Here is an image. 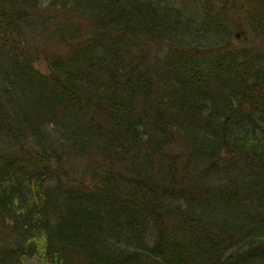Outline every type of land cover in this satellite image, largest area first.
<instances>
[{
    "label": "trees",
    "instance_id": "obj_1",
    "mask_svg": "<svg viewBox=\"0 0 264 264\" xmlns=\"http://www.w3.org/2000/svg\"><path fill=\"white\" fill-rule=\"evenodd\" d=\"M188 1L0 0V264H264V0Z\"/></svg>",
    "mask_w": 264,
    "mask_h": 264
},
{
    "label": "rangeland",
    "instance_id": "obj_2",
    "mask_svg": "<svg viewBox=\"0 0 264 264\" xmlns=\"http://www.w3.org/2000/svg\"><path fill=\"white\" fill-rule=\"evenodd\" d=\"M167 2H174V4L177 5L178 8H181V4H183L185 1L189 2L188 0H165ZM222 1L224 2V0H208L209 3H213L216 4H220L222 3ZM229 1V0H228ZM243 0H234V3L236 4V6L242 4ZM232 2V1H231ZM215 9L216 7L213 6ZM243 11V10H241ZM252 15V13H251ZM228 18V17H227ZM235 18H243L241 17V14H237ZM253 21V18H250L249 20H245L242 19L241 21V27L239 30H237V35L238 37L235 38V43L237 41H240L239 46H245L246 49L251 48L252 50H257L259 52H264V25L261 26V28H259L261 30V32L257 29L254 28L253 23L251 22ZM227 23V20L225 21ZM44 32L45 35H40L38 33L31 32L30 29H26L24 31V35L22 36V40L24 41V47L29 48V50L31 51V45H40L43 46V50L45 51H52V50H58L61 51L62 48H55V47H51V44L49 43V41H47V39L45 38L46 32L44 29L42 30ZM258 31V32H257ZM242 44V45H241ZM54 46V45H53ZM54 48V49H53ZM36 67L38 68V70H40L42 73H46V67L44 65V62L42 59H39V62L36 63ZM1 95H3V93H1ZM0 147L6 148L8 147L7 143H5L2 139L0 140ZM182 147V143L181 141H177L174 144V148H181ZM43 261L40 259H28L25 261V264H42Z\"/></svg>",
    "mask_w": 264,
    "mask_h": 264
}]
</instances>
